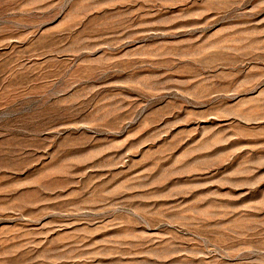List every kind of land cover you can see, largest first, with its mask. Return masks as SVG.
<instances>
[{"label":"rangeland","instance_id":"obj_1","mask_svg":"<svg viewBox=\"0 0 264 264\" xmlns=\"http://www.w3.org/2000/svg\"><path fill=\"white\" fill-rule=\"evenodd\" d=\"M0 264H264V0H0Z\"/></svg>","mask_w":264,"mask_h":264}]
</instances>
